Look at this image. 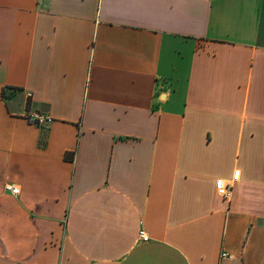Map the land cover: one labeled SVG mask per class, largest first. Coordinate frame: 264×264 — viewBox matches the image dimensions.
Listing matches in <instances>:
<instances>
[{"label": "crops", "instance_id": "1", "mask_svg": "<svg viewBox=\"0 0 264 264\" xmlns=\"http://www.w3.org/2000/svg\"><path fill=\"white\" fill-rule=\"evenodd\" d=\"M0 264H264V0H0Z\"/></svg>", "mask_w": 264, "mask_h": 264}, {"label": "built area", "instance_id": "2", "mask_svg": "<svg viewBox=\"0 0 264 264\" xmlns=\"http://www.w3.org/2000/svg\"><path fill=\"white\" fill-rule=\"evenodd\" d=\"M26 119L29 123L40 126V127L46 126L51 121L50 117L44 115L43 113H31V114L26 116ZM238 176H239V170L233 171L231 181H237ZM14 187H16V186H14L12 184H6L4 188H5V190H7L13 194L12 189ZM230 189H231V183L230 182H226V180L223 178H217L215 180V190H216L217 195H219L223 198L227 197ZM138 237H139V240H142V241L148 240L147 234L142 229L139 230ZM228 256L229 255H227L226 253H221L222 258L228 257Z\"/></svg>", "mask_w": 264, "mask_h": 264}, {"label": "clouds", "instance_id": "3", "mask_svg": "<svg viewBox=\"0 0 264 264\" xmlns=\"http://www.w3.org/2000/svg\"><path fill=\"white\" fill-rule=\"evenodd\" d=\"M12 191H13V194H14V195H18V194H19V186L14 187V188L12 189Z\"/></svg>", "mask_w": 264, "mask_h": 264}, {"label": "trees", "instance_id": "4", "mask_svg": "<svg viewBox=\"0 0 264 264\" xmlns=\"http://www.w3.org/2000/svg\"><path fill=\"white\" fill-rule=\"evenodd\" d=\"M71 158H72V156H71Z\"/></svg>", "mask_w": 264, "mask_h": 264}, {"label": "snow or ice", "instance_id": "5", "mask_svg": "<svg viewBox=\"0 0 264 264\" xmlns=\"http://www.w3.org/2000/svg\"><path fill=\"white\" fill-rule=\"evenodd\" d=\"M238 175V174H237Z\"/></svg>", "mask_w": 264, "mask_h": 264}]
</instances>
